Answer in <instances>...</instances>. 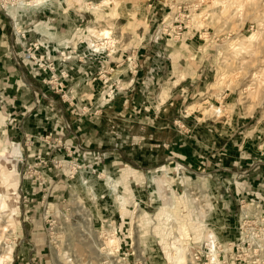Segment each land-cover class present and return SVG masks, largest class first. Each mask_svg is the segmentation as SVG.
Returning <instances> with one entry per match:
<instances>
[{
  "label": "crops",
  "instance_id": "0c3cea01",
  "mask_svg": "<svg viewBox=\"0 0 264 264\" xmlns=\"http://www.w3.org/2000/svg\"><path fill=\"white\" fill-rule=\"evenodd\" d=\"M68 1L52 0L17 18V27L26 28L30 41L71 47L85 57L66 63L70 77L65 99L43 83L44 75L17 63L14 54L22 46L13 22L0 9V135L22 146L29 160L36 152L47 154L48 147L40 140L48 133L62 136L73 149L80 145L73 153L74 159L87 166L80 176L90 174L87 182L95 181L97 191L87 185L88 191L81 194L91 195L92 207L98 203L101 221L121 215L123 204L117 194L134 179L123 177L122 165L146 173L141 188L133 189L142 192L141 198H147L159 171L207 177L211 191L220 196L214 211V221L222 219L224 224L220 240L235 239L239 199H264V117L258 107L249 114L231 93L222 92L219 98L212 92L202 58L207 53H194L202 35L198 30L188 35L179 17L173 18L175 31L170 37H163L161 31L155 36L148 33L137 47L122 48L118 42L102 43L105 38L96 39L85 27L97 21L106 7L95 11L85 3ZM153 4L147 8L148 16L152 12L157 16L148 19L152 24L162 21L170 8L171 15L176 13L167 0H154ZM178 22L185 25L180 36ZM93 40L104 46L99 53L91 51ZM190 56L195 62L187 61ZM105 88H114L111 98L105 96ZM214 108L221 111L216 113ZM49 154L50 158L68 157L63 147ZM117 167L119 177L111 172V181L96 175ZM54 174L51 185L58 177L56 171ZM80 176L77 181L83 180ZM226 186L229 193L223 192ZM47 240V235L44 244L43 240L36 243L35 238H29L27 245L21 240L20 251L24 252L16 260L12 258L15 264H39L37 259L47 264L48 253L34 251L42 246L43 252Z\"/></svg>",
  "mask_w": 264,
  "mask_h": 264
},
{
  "label": "rangeland",
  "instance_id": "374dc122",
  "mask_svg": "<svg viewBox=\"0 0 264 264\" xmlns=\"http://www.w3.org/2000/svg\"><path fill=\"white\" fill-rule=\"evenodd\" d=\"M84 1L88 3L89 0ZM104 1L91 0L93 4ZM118 1V7L114 3H109L104 6L106 10L102 11L101 16L96 17L100 22L95 25L97 26L96 33L91 34L96 39H103V37H98V30L102 31L103 28H109L113 31V38L116 43H120V47L134 48L140 45L148 33L155 36L161 31L163 37H170V33L173 34L175 31L172 25L173 18L179 17L187 26L185 31H189L188 35L195 30H198V33L202 35L198 40V49L194 53L196 55L207 53L202 58H204L206 69L209 71L207 82L212 92L220 98V94L227 91L244 103L247 111L258 107V112L262 116L264 115V102L260 104L257 96H249L252 89L254 90L257 85L256 80L254 81L250 75L258 70H264V0H250V2L245 0L248 5L242 4L243 0H167L169 5H173L176 13L171 15L172 8L168 9L164 12L162 21H157L155 24H152V21L149 22L148 19L157 16L154 12L148 16L149 11L147 10L154 0ZM68 3L76 5L78 1L69 0ZM180 23L182 28L179 24L177 35L181 34L185 27L184 23ZM150 25H152L151 29ZM85 27L88 28L87 25ZM258 31L262 33L260 40L248 47L249 42L246 37ZM107 40L104 39L102 43ZM261 41L262 43H260ZM253 48L259 52L254 54ZM186 59L189 63L195 62L191 61V56ZM249 59L253 62L251 63ZM13 142L6 141L0 135V190L2 191L5 184V177L1 171L5 170L10 184L6 190V197L9 203L11 202L9 207L15 206L17 213L14 215L15 223L17 222L16 227H11L8 235L9 242L15 243L12 252V258L15 260L17 254L24 252L20 251L22 241L27 245L30 243L29 238H35L36 243L43 240L41 243L44 244L47 235V248L43 252H40L42 246L34 249V251L38 250L40 255L48 253L47 264H174L173 242L177 239L184 240L183 242L187 247V263L191 264L188 249L189 241L195 242L203 238L207 226L221 234V228L224 225L223 220L214 221V211L215 208L217 209L214 197L217 193L211 191L209 180L206 184L199 179V176L202 175L189 178L187 177L189 175L179 176L177 171L173 174L159 171L154 178L163 180L164 195L170 194L171 198L164 197L163 193L160 197L156 196L158 191L156 182L150 188V192L147 193V198H141L140 193L142 192L133 191L136 188L140 189L143 185L142 181H144L146 173L140 172L139 176H144L140 182L134 178L137 181L131 180L126 186L124 185V190L117 194V200L120 203H122L119 199L120 196L127 199V201L125 200L126 203H123L122 209L120 208V217L117 219L115 215H111L109 221H101L98 203H94V207H92L94 201L91 200V195H82L83 189L74 188L75 184H77L76 187L80 185L81 179L78 181L77 179L84 168L78 169L71 177L68 171L71 164L69 161L72 159L65 158L67 162L64 161L62 164L63 170L62 168L54 170L58 173V177L55 178L50 189L48 188V197H44L43 192L39 190L38 183L34 182V178H30L31 173L26 164L27 160L33 163L34 157L31 156L30 160L26 159L25 151L19 145L21 155L17 158V155L13 154L15 145ZM34 145L35 142L30 145L31 150ZM262 145L261 151L264 161V143ZM124 166L122 165L121 168ZM101 173L102 171H99L96 175L100 174L101 176ZM52 175L55 176V174ZM89 176L90 174L80 177L87 181L91 179ZM184 176L186 177L184 178ZM17 178L20 182L14 186ZM44 179L47 183H51V178L46 175ZM91 182L96 185L95 181ZM1 191L0 195L2 194ZM23 192L29 195L27 197L29 200L26 202L23 198ZM95 192L97 191L95 190ZM136 197L140 198L141 201L136 200ZM191 198L194 200L196 208L189 204ZM212 210V215H207L206 218L204 214L202 215V212L208 213ZM140 214H148L146 216H149L151 223L149 222L144 226V221L138 217ZM48 217L55 222L52 242H49V225L46 223ZM145 220L148 221L146 217ZM115 229L119 232L118 240L122 248L121 251L124 252L123 258H120L116 251L112 255L95 249L98 248L95 247V244L98 246L101 244V247H105L104 241L100 237L104 233H113ZM135 238L138 239V245ZM49 245L51 246L49 247ZM12 258L9 261L15 264ZM23 259L26 262L27 255ZM37 261L39 264L45 263L39 259Z\"/></svg>",
  "mask_w": 264,
  "mask_h": 264
},
{
  "label": "built area",
  "instance_id": "2783aa9c",
  "mask_svg": "<svg viewBox=\"0 0 264 264\" xmlns=\"http://www.w3.org/2000/svg\"><path fill=\"white\" fill-rule=\"evenodd\" d=\"M16 1L17 0H0V9L13 22L15 35L19 45L22 46V50L20 52H15L14 57L18 64L22 63L30 66L36 75H44L42 79L43 83L48 85L50 89L60 95L61 98L65 99L68 96L66 80L70 77L66 63L70 59L82 61L85 57H79L76 49L71 47H51L50 44L38 40L30 41L26 28L21 29L17 27V18L25 11H30L38 7L40 4L38 2L41 0H22L15 3ZM10 3L15 6V8L10 7L13 9L12 11L7 8V5ZM179 24L182 28L181 23H178V25ZM100 50L101 47L96 48L95 46L91 49L94 53H99ZM105 90L107 91L105 96L111 98L114 94V88H105ZM41 140L44 145L48 147L47 154L44 155L41 152H36L34 154L33 163L27 160L26 164L31 173L30 178H34V182L38 183L40 187L39 190L43 192V196L48 197V188L50 189L51 183L45 181V175L52 179L54 177L52 175L55 172L54 170H60V168L63 170L62 164L64 161L67 162L65 158H50L49 153L51 150L58 147L64 148L68 157L72 159L69 161L71 164L68 171L71 177H73L78 169H86L87 166L73 157V153L80 150V145H78L76 149H73L71 145H68L67 142L63 140L62 136H54L53 133L43 135ZM92 171L93 173L96 172L95 169H92ZM223 192L229 193L230 187L226 186ZM22 194L25 202L28 201V193L23 192ZM214 198L215 202L218 204L220 196L216 195ZM238 203L237 237L233 240L222 241L212 235H205L195 242L189 241L188 249L191 264H264V199L260 200L255 197L249 199L240 198ZM46 223L49 225V242H52V231L55 222L48 217ZM206 228L208 229L209 226ZM207 229L205 231H207ZM113 233L116 236L119 235L116 229ZM117 238L119 239V237ZM50 246L51 245H49V247ZM121 250L122 248L119 246L116 252L120 258H123L122 255H124V252Z\"/></svg>",
  "mask_w": 264,
  "mask_h": 264
},
{
  "label": "bare ground",
  "instance_id": "6f19581e",
  "mask_svg": "<svg viewBox=\"0 0 264 264\" xmlns=\"http://www.w3.org/2000/svg\"><path fill=\"white\" fill-rule=\"evenodd\" d=\"M18 2L19 1H22V0H17ZM17 1L15 2V3H17ZM51 1L52 0H41V1H39L38 3H40L39 5H38V7H36L35 9H41V8H44L46 5H48L49 3H51ZM78 1V3H85V1L84 0H77ZM240 1H242V0H240ZM253 1V0H252ZM255 1V0H254ZM243 3L242 4H247L248 5V3H245V0H243L242 1ZM246 2H250V0H246ZM109 3H114L115 4V6L116 7H118V4H119V1L118 0H105L104 2H102V3H97V4H93L92 2L91 3H85L84 5L85 6H87L88 8L91 6L95 11H99L102 7H104L105 5H108ZM255 3V2H254ZM242 4H241V6H242ZM249 4H251V3H249ZM246 5V6H247ZM9 6V7H8ZM10 7H12V8H15V6H13V5H11V3L10 4H8L7 5V8L8 9H11L10 11H12V8H10ZM185 8V7H184ZM243 10V9H242ZM251 12V11H250ZM255 12V11H254ZM23 14V13H22ZM252 14V13H251ZM257 17V16H256ZM99 20H97V21H95L93 24H91V26H89L88 27V31H89V33H90V35L91 34H93V33H96V31H97V26H95V24L98 22ZM259 21V20H258ZM257 31V30H256ZM98 32H99V35H98V37H103V39L105 38V39H108L107 41H106V43H104V44H108V45H115V39L113 38V31L111 30V29H109V28H103L102 29V31L101 30H98ZM94 35V34H93ZM261 35H262V33L261 32H255V33H253L252 35H250V36H247L246 37V39L248 40V42H249V45H248V47H251V46H253L254 45V43L255 42H257V41H259L260 40V38H261ZM100 39V38H99ZM101 41V40H100ZM99 41V42H100ZM260 43H262V41L260 42ZM259 43V44H260ZM93 45L96 47V48H98V47H100V45H102V44H99V43H96V41H94L93 40ZM233 45V44H232ZM237 45V44H236ZM244 47V46H243ZM233 49V48H232ZM239 49V48H238ZM257 49H258V45H257ZM260 49V48H259ZM231 50V49H230ZM253 51H254V54L256 53V52H259V51H257V50H255L254 48H253ZM252 51V52H253ZM259 54V53H258ZM239 55V54H238ZM252 55V54H251ZM242 56V55H241ZM253 56H255V55H253ZM250 60V59H249ZM251 61V60H250ZM253 61H251V63H252ZM251 63H249V64H251ZM247 69V68H246ZM250 71V70H249ZM249 71H248V73H249ZM251 74V73H250ZM250 74H248V75H250ZM251 77H252V79L255 81L256 80V88L253 90L252 89V92H250V94H249V96H257L258 98H259V103L261 104H263V102H264V70L262 71V70H258L257 72H255L254 74H251L250 75ZM249 78V77H248ZM252 79H251V81H252ZM250 81V82H251ZM249 82V83H250ZM254 83V82H253ZM254 83V84H255ZM254 84H253V86H254ZM253 88V87H252ZM250 89V88H249ZM250 91H251V89H250ZM223 108V107H222ZM252 109V108H251ZM214 111L217 113H219L220 111H221V109L220 108H214ZM254 111V109L253 110H248V112L247 113H249V114H251L252 112ZM264 116V115H263ZM13 154L16 156L17 155V158L21 155V148H20V146H19V144H15L14 145V149H13ZM14 164H15V162H14ZM4 167V166H3ZM15 168V167H14ZM122 169V171H121V173H122V175H123V177H125V178H127V177H133V178H136L137 180H139V182L141 181V179H143L144 178V176H139V172L137 171V170H135V169H133V168H131L130 166H126L125 168H121ZM0 170H1V168H0ZM12 171V170H11ZM2 172V175L5 177L4 178V187L2 188V194L0 195V264H10V259L12 258V252H13V248H14V246H15V243H10L9 241H10V239L8 240V235H9V231L11 230V227L12 228H15L16 227V223H15V219H14V215H15V213H16V208H15V206H13L12 208H10L9 206H10V203H9V201H8V199H7V197H6V190L8 189L7 187H9L10 186V184H9V181L7 180V171H5V170H3V171H1ZM111 172H115L116 174H117V176L119 177V168H115L114 170H104V171H102V173H101V176L102 177H107L108 178V181H111L110 179V173ZM18 176H19V174H18ZM188 177V176H187ZM3 178V177H2ZM147 179V178H146ZM199 179L200 180H203L206 184H207V181H208V179H207V177L205 178V177H200L199 176ZM191 181V180H190ZM15 182V181H14ZM19 179L17 178L16 179V182H15V185L14 186H17L18 184H19ZM155 182L158 184V191L156 192V196L158 197H160V195H161V193H163V195H164V191L162 190V188H163V180L161 179V178H156L155 179ZM80 185L79 186H77V187H75V189H83V193H86V191H88V188H87V185H89L91 188H92V191H94L95 192V183L94 182H90L89 184H88V182L87 181H84V180H80ZM186 183V182H185ZM202 184V183H201ZM188 186V185H187ZM13 190H15V189H13ZM91 191V190H90ZM82 193V194H83ZM170 195V194H169ZM169 195H167V193L164 195V197L166 196L167 198H171V195L169 196ZM11 198V197H10ZM15 198V197H14ZM121 201H122V204L123 203H126V201H127V199L124 197V196H120V198H119ZM161 199V198H160ZM10 200V199H9ZM18 200V199H17ZM126 200V201H125ZM96 203V202H95ZM194 200L191 198V203H189V204H192L193 205V207H195L194 206ZM13 205V204H12ZM196 208V207H195ZM200 208H202V207H200ZM88 212V211H87ZM86 212V213H87ZM90 212V211H89ZM205 215V218H206V216L207 215H212L213 214V210L211 211V212H208V213H204V212H202V215ZM16 215H17V213H16ZM89 215V214H88ZM88 215H87V217H88ZM138 215V213L136 214V216ZM146 215H148V214H140L138 217H140V219H141V221H144V226H145V224L147 225V224H149V222H150V218H149V216H146ZM91 216V215H90ZM89 216V217H90ZM93 217V216H92ZM95 217V216H94ZM93 217V218H94ZM137 217V218H138ZM145 217L148 219V221L147 220H145ZM204 218V219H205ZM139 219V218H138ZM137 219V220H138ZM153 219V218H152ZM90 220H92V218H90ZM89 221V220H88ZM154 222V221H153ZM91 223V222H90ZM90 223H89V225H90ZM142 223V222H141ZM141 223H140V225H141ZM151 223V222H150ZM151 225V224H150ZM149 225V226H150ZM152 226V225H151ZM90 227V226H89ZM91 228V227H90ZM210 228V227H209ZM91 232V231H90ZM92 233V232H91ZM90 233V234H91ZM140 233V232H139ZM142 235V234H141ZM206 236H208V235H212V236H214V237H217L218 239H220V236H221V234H219V233H217L216 231H214V230H212L211 228L209 229V230H207L206 231V234H205ZM90 237V236H89ZM118 236H116L114 233H104L100 238L101 239H103V241H104V244H105V247H101V244L98 246L97 244H95L96 246L95 247H98V248H95V249H98L100 252H103V251H105V252H107V254H114V252L119 248V246H120V242H119V240H118V238H117ZM137 238V237H136ZM135 238V239H136ZM99 239V238H98ZM95 240V239H94ZM184 240H182L181 241V239H177V240H175L173 243H174V264H188L187 263V253H186V251H187V247H186V244H184V242H183ZM95 242H96V240H95ZM137 242H138V239H136V244H137ZM186 243V242H185ZM138 245V244H137ZM138 247V246H137ZM107 249V250H106ZM108 249H109V252H108ZM172 253V254H173ZM105 254V253H104ZM112 254V255H113ZM109 257V256H108ZM63 263V262H62ZM114 263V262H113Z\"/></svg>",
  "mask_w": 264,
  "mask_h": 264
}]
</instances>
